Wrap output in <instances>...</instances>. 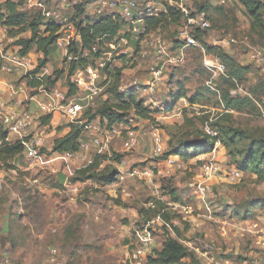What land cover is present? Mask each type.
<instances>
[{"label": "rangeland", "instance_id": "1", "mask_svg": "<svg viewBox=\"0 0 264 264\" xmlns=\"http://www.w3.org/2000/svg\"><path fill=\"white\" fill-rule=\"evenodd\" d=\"M21 1L25 6V0ZM32 1L53 5L59 0ZM185 4L191 13L197 12L199 5H207L210 27L198 40V46L183 49L182 62L175 65L168 59L179 55L181 44L176 28L162 25L148 35L149 40L159 37L167 47L162 59L164 84L153 94L141 89L149 79L154 55L151 47L131 41L128 54L114 64L121 71L119 91L130 90L153 111L150 118L143 119L130 110L128 122L122 124L137 132L138 141L132 149L125 150L123 134L116 135L102 152L107 158L101 159L97 168L83 173L97 151L90 147L67 161L57 157L58 152H51L53 141L64 135L70 125L59 116L33 129L45 139L41 157L27 158L22 153L0 160V259L7 257L12 264H52L48 262L49 249L55 247L58 264H147L146 258L133 256V233L146 221L154 220L151 226L157 249L166 237H174L194 256L192 264H264V168L261 173L238 170L220 143L211 152L189 160L166 154L183 138L198 144L207 130L217 129L216 115L228 111L223 107L221 93L232 87L225 75L213 73L204 65L205 56L215 53L207 51L203 43L222 47L237 63L248 67L239 85L250 93L264 83V61L257 63L251 58L264 47V40L250 32L249 18L237 0H186ZM24 11L28 19L39 15L34 6H25ZM47 24L41 20L40 34L45 35ZM0 34L1 48L11 49L19 47L16 41L29 37L30 31L13 34L9 29L4 31L0 21ZM231 37L235 42H229ZM30 52L36 54L38 50L32 48ZM62 59L63 50L53 43L48 49L53 71L62 69ZM115 68L111 66L109 71ZM105 74L107 79L99 82L102 92L91 109L115 102L116 96L110 91L113 77ZM57 83L61 88L68 87L66 73ZM8 84L15 89L13 96ZM181 89L186 92L184 97L177 96ZM0 90L11 105H19L33 93L23 73L1 70V59ZM189 97H194L195 103ZM251 97L256 109L231 111L230 123L264 132V96L259 90ZM82 120L85 123L84 117ZM91 124L93 127L82 133L87 143L92 135L104 136L109 129L98 116ZM154 130L164 140V151L157 157L153 155L150 134ZM187 150L198 152L190 147ZM113 154L120 155V162L115 156L114 160L110 158ZM169 158L173 160L168 162ZM206 162L218 166V171L208 177L202 170ZM133 167L147 168L151 175L130 176ZM234 168L240 177L229 181L227 175ZM101 170H116V180L103 184L95 175ZM60 175L65 176L64 182H60ZM202 183L209 190L200 194L196 186ZM162 212L169 213L172 221H164ZM70 224L73 227L68 230ZM190 261L186 257L178 264Z\"/></svg>", "mask_w": 264, "mask_h": 264}, {"label": "built area", "instance_id": "2", "mask_svg": "<svg viewBox=\"0 0 264 264\" xmlns=\"http://www.w3.org/2000/svg\"><path fill=\"white\" fill-rule=\"evenodd\" d=\"M186 0H97L88 2L85 0H59L56 4L47 5L42 1L25 0L26 7H37L41 20L47 21L57 26L54 43L63 50V67L65 73L69 63L79 55L82 59H87L89 63L83 67L78 66L69 75V83L74 88L72 94H68V87L61 88L56 82L53 85L46 83V78L52 76L53 70L50 62L47 61L38 69V63L43 59V53L38 51L36 54L22 53L20 46L3 49V42L0 34V59L1 70L3 72L15 71L23 73L28 80L39 81L37 87L32 88L33 93L21 100L19 105L7 104L3 97V92L0 90V121L8 133L9 141H19L23 145V154L27 158H39L44 148V137L41 132H36L33 129L39 124V117L51 115V120L55 117H62L67 123L81 125L83 124L84 114L88 109L92 108L96 99L102 92V86L99 82L106 77V68L114 66L116 61L127 55L130 48L129 43L135 41L139 45L151 47L154 50L152 64L149 67V79L146 80L141 87L146 94H153L163 83V56L166 55L167 47L159 38L155 37L147 39L151 32L146 31V18H156L162 13H167L168 9L175 8L179 10L186 18L183 25L177 29V39L181 47L179 55L169 56L170 64H178L182 62L183 49L190 46H198V41L192 35L190 29H200L206 31L209 27V20L204 12H196L193 15L188 10L185 4ZM222 3L225 1H221ZM83 5L87 15L99 17L106 11L117 13L123 20V27L126 30H121L116 39L109 42H104L99 50L98 46H92L91 49H82L80 46V32L75 25L73 12ZM22 6L20 10H24ZM7 29L4 27V31ZM2 33V32H1ZM229 42H235L231 37ZM77 46V55L73 53V48ZM36 50V49H35ZM261 50H256L251 55L253 61L261 63L264 61V55ZM99 56L94 58L93 54L98 53ZM204 65L213 73L225 75L226 66L214 55H208L204 58ZM113 69V68H112ZM67 75V74H66ZM137 82L134 81V85ZM10 90V96L16 92L11 84L6 85ZM8 90V91H9ZM230 94H247L242 85L235 84L229 90ZM129 94L130 90L123 92ZM264 116V110L262 111ZM51 122V121H50ZM93 126L87 123L84 130H89ZM83 130V131H84ZM210 135H215L212 130L206 131ZM83 133V132H82ZM123 134V148L125 150L132 149L138 141L137 132L133 127L122 126V124L113 125L109 128L104 136L97 134L91 136V141L87 143L83 140L82 134L78 138V150L75 152L58 153L57 157L64 161L76 159L80 151L89 150L90 147L96 149L98 154H101L107 149L109 142L116 135ZM151 139L153 143V155L159 156L164 151V140L160 133L156 130L151 131ZM173 159L169 158L168 162ZM203 174L208 177L218 171V166L213 163L206 162L202 165ZM130 176H150L149 169L141 170L133 167ZM228 180L234 181L240 177V172L234 168L228 173ZM197 191L200 194L209 190L205 183L197 184ZM159 220V218H158ZM154 220L146 221L141 226L134 229L133 237L135 244L134 258H145L148 253L156 247L154 239V231L151 224ZM48 262L58 264V250L55 247L49 249ZM0 264H12L7 257L0 259Z\"/></svg>", "mask_w": 264, "mask_h": 264}, {"label": "trees", "instance_id": "3", "mask_svg": "<svg viewBox=\"0 0 264 264\" xmlns=\"http://www.w3.org/2000/svg\"><path fill=\"white\" fill-rule=\"evenodd\" d=\"M88 2L97 0H85ZM237 2L244 7V10L249 18V30L252 33L257 34L264 40V1L263 0H237ZM23 6L21 0H4L0 2V21L6 29L13 34H19L26 31H30L29 37L20 38L16 41V44L20 46L22 53H28L32 48L41 51L43 53V59L38 63L37 69L48 61V49L54 43L55 33L57 26L48 23L45 29V35L39 33V24L41 23V17L38 15L36 18L28 19L24 10H20ZM197 12H204L207 19V5H199ZM191 13V12H190ZM196 13V12H195ZM194 13L192 12L191 15ZM73 19L75 25L80 32V46L82 49H91L92 46H98L99 50L104 42L113 41L120 34L123 27V20L117 13L105 12L99 17L87 15L84 11L83 5L79 6L73 12ZM185 17L182 13L175 9H168L167 13H162L156 18H146L145 25L146 31L152 32L159 29L162 25L172 24L176 30L181 27L185 21ZM122 20V21H121ZM192 35L196 40H200L204 34V31L200 29H190ZM179 42V40L177 39ZM180 43V42H179ZM207 51H212L220 61L226 66V81H228L233 88L235 84H240L243 80L245 73L248 71V67L241 65L230 54L226 53L222 47L217 45H207L203 43ZM73 53L77 55V46L74 47ZM94 58L99 56L98 53L93 54ZM89 63L87 59H82L79 55L77 59L69 63L66 75V82L68 83V94H72L74 88L69 83V75L78 66H85ZM65 69H59L53 71L52 76L46 78V83L49 85L55 84L60 76L65 73ZM107 74L113 77V85L110 91L116 96L115 102L111 104H104L101 107L95 109H88L84 114L86 119L85 123L81 125L70 124L68 131L61 137L56 138L51 146V152H75L78 150V138L81 136L84 126L87 123L93 121L97 116L101 121H105L107 128H111L113 125L126 124L128 122V115L130 110L136 117L148 119L153 112L144 102L140 99H136L130 92L129 94L121 93L118 89L120 69L115 68L113 72L109 71V67L106 68ZM39 85V81L28 80L27 86L34 88ZM231 89V88H230ZM229 88H226L221 93V100L223 107L228 110L216 115L214 125L216 134L210 135L204 133L201 135V139L198 144H191L189 139H181L176 148L172 151H168L167 155H176L182 160H189L199 154L209 153L213 150L216 143H220L226 150L229 156V160L235 163L236 168L239 170H251L261 173L262 167L264 168V132L255 131L250 128H243L234 126L230 123L232 116L231 111H253L256 106L253 102L251 94H255V91H261V95L264 96V83H260L256 89H251L247 94H230ZM186 92L181 89L178 93V97H184ZM261 98V97H259ZM258 98V99H259ZM191 103H195L194 97H189ZM261 100V99H259ZM51 121V115H44L39 117V124L48 125ZM7 130L4 128L0 121V160L7 161L15 156L23 153V145L19 141H9ZM195 148L198 152L193 153L187 150V148ZM42 151H45L43 149ZM102 154V153H101ZM96 153L93 161L82 171L88 172L93 168H97L101 164V159H106V155ZM116 157L115 160L120 162L121 157L118 154H113L110 158ZM114 160V159H113ZM96 172V171H95ZM106 171H97L96 177L103 183H111L116 180L117 171L106 173ZM156 203L161 204L157 201ZM162 219L164 221L171 222L172 216L169 213L162 212ZM73 226L70 224L68 230ZM189 257L190 263L195 261L193 255L188 253V249L182 243H180L174 237H166L162 242L161 247L153 248L150 253L147 254V264H178L183 258Z\"/></svg>", "mask_w": 264, "mask_h": 264}, {"label": "water", "instance_id": "4", "mask_svg": "<svg viewBox=\"0 0 264 264\" xmlns=\"http://www.w3.org/2000/svg\"><path fill=\"white\" fill-rule=\"evenodd\" d=\"M59 180H60V182H64L65 181V176L64 175H60L59 176Z\"/></svg>", "mask_w": 264, "mask_h": 264}]
</instances>
